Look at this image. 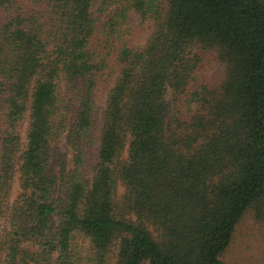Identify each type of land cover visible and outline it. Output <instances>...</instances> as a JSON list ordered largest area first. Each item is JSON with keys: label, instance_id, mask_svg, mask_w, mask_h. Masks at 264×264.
Listing matches in <instances>:
<instances>
[{"label": "trees", "instance_id": "obj_1", "mask_svg": "<svg viewBox=\"0 0 264 264\" xmlns=\"http://www.w3.org/2000/svg\"><path fill=\"white\" fill-rule=\"evenodd\" d=\"M247 215L264 0H0V264H222Z\"/></svg>", "mask_w": 264, "mask_h": 264}, {"label": "rangeland", "instance_id": "obj_2", "mask_svg": "<svg viewBox=\"0 0 264 264\" xmlns=\"http://www.w3.org/2000/svg\"><path fill=\"white\" fill-rule=\"evenodd\" d=\"M57 141V140H55ZM64 151L63 137L52 146ZM69 153V157H70ZM222 264H264V221L245 216L239 223L230 245L221 256Z\"/></svg>", "mask_w": 264, "mask_h": 264}]
</instances>
